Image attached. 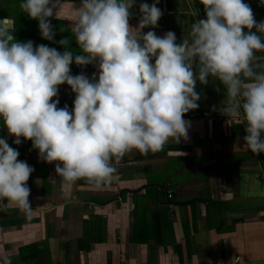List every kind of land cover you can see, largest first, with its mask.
Segmentation results:
<instances>
[{
  "label": "clouds",
  "instance_id": "clouds-1",
  "mask_svg": "<svg viewBox=\"0 0 264 264\" xmlns=\"http://www.w3.org/2000/svg\"><path fill=\"white\" fill-rule=\"evenodd\" d=\"M133 3L81 0L72 33L83 54L75 56L44 44L34 47L31 40L17 41L15 20L0 18V119L15 137L13 143L21 144V137L31 140L41 160L57 162L55 171L67 183H109L117 172L114 163L126 153H155L170 139L179 144L189 138L190 121L184 115L199 107L196 82L207 84L212 76L227 89L222 112L232 117L242 108L246 145L257 155L264 152V57L256 56L264 52V21L255 20L250 5L201 0L206 18L195 20L190 39L178 44L173 31L163 36L142 31L158 25L163 15L159 0L140 4L135 28L129 23ZM59 6L60 0L20 4L39 21L47 40L54 39L49 17ZM58 43L65 45L66 39ZM73 61L95 63L98 79L97 73L91 79L83 72L72 75ZM65 83L76 94L71 111L53 99ZM19 155L0 138V201L29 213L27 181L34 168ZM5 264H11L7 257Z\"/></svg>",
  "mask_w": 264,
  "mask_h": 264
},
{
  "label": "crops",
  "instance_id": "crops-1",
  "mask_svg": "<svg viewBox=\"0 0 264 264\" xmlns=\"http://www.w3.org/2000/svg\"><path fill=\"white\" fill-rule=\"evenodd\" d=\"M9 3L17 41L36 44L37 32L41 44L83 54L72 33L81 0H60L49 17L53 40L44 39L40 29L32 31L22 0ZM142 3L155 0H134L129 19L134 28ZM244 3L257 22L264 21L261 0ZM157 7L163 13L158 25L142 31L158 36L173 31L178 44L190 39L195 20L206 18L201 0H159ZM61 39L65 45L58 43ZM73 64L72 75L97 73L98 79L95 63L76 65V70ZM193 67L198 74V62ZM195 90L199 107L184 115L189 138L179 144L170 139L155 153H126L121 166L114 163L113 180L100 186L86 179L65 182L55 171L57 162L41 160L31 140L11 142L0 123V138L34 168L27 181L29 213L0 201V264L5 257L11 264H264V152L248 149L242 108L232 117L222 112L227 89L221 81L197 80ZM58 107H64L60 100Z\"/></svg>",
  "mask_w": 264,
  "mask_h": 264
},
{
  "label": "built area",
  "instance_id": "built-area-1",
  "mask_svg": "<svg viewBox=\"0 0 264 264\" xmlns=\"http://www.w3.org/2000/svg\"><path fill=\"white\" fill-rule=\"evenodd\" d=\"M91 64V63H90ZM89 65V64H88ZM75 93L71 90V87L66 84H62L59 86V94H58V97H54L53 99H59L61 101V104L63 106L67 105L68 107L70 106V103L71 101L75 99ZM7 139H9L11 142H13L15 140V137L14 136H10L8 134V136L6 137ZM124 163V159L122 158L119 163L116 165H122ZM174 192L173 189H170V195H172ZM240 259L239 256L236 257V260L238 261Z\"/></svg>",
  "mask_w": 264,
  "mask_h": 264
},
{
  "label": "trees",
  "instance_id": "trees-1",
  "mask_svg": "<svg viewBox=\"0 0 264 264\" xmlns=\"http://www.w3.org/2000/svg\"><path fill=\"white\" fill-rule=\"evenodd\" d=\"M10 9H11V6H10V3H9V0H0V18H2V14H1V11H3L4 12V17H9V15H8V12L10 11ZM37 19H32V18H29L28 19V24L29 25H31V26H34V27H38L39 26V23H37ZM24 27V24H23V26H22V28ZM14 36H17V29L15 30V32H14ZM20 36V35H19ZM34 38H36L35 40H36V44H34V47L35 46H38V45H40L42 42L40 41V38H39V36H38V33L36 32V35H34L33 36ZM76 63L74 62V64H73V67H72V69H74V70H76ZM81 66V65H80ZM85 75L86 76H88L90 79L92 78V73H89V74H86L85 73ZM67 83H65L64 85H66ZM71 102H73V100L71 101ZM70 105H71V103H70ZM0 123L1 124H3L4 125V123H3V120L2 119H0ZM5 126V125H4ZM6 127V126H5ZM7 128V127H6Z\"/></svg>",
  "mask_w": 264,
  "mask_h": 264
},
{
  "label": "rangeland",
  "instance_id": "rangeland-1",
  "mask_svg": "<svg viewBox=\"0 0 264 264\" xmlns=\"http://www.w3.org/2000/svg\"><path fill=\"white\" fill-rule=\"evenodd\" d=\"M50 21H51V24L54 26V24H53V19H49ZM37 23H39V21H37ZM31 28V27H30ZM33 30H36V31H39V26L38 27H34L33 26V29H32V31ZM20 41H21V39H19Z\"/></svg>",
  "mask_w": 264,
  "mask_h": 264
},
{
  "label": "water",
  "instance_id": "water-1",
  "mask_svg": "<svg viewBox=\"0 0 264 264\" xmlns=\"http://www.w3.org/2000/svg\"><path fill=\"white\" fill-rule=\"evenodd\" d=\"M194 153V152H193Z\"/></svg>",
  "mask_w": 264,
  "mask_h": 264
}]
</instances>
